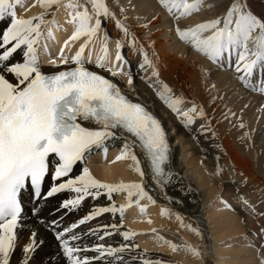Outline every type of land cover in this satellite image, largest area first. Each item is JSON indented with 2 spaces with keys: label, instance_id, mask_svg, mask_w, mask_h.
<instances>
[{
  "label": "snow or ice",
  "instance_id": "6c2138e0",
  "mask_svg": "<svg viewBox=\"0 0 264 264\" xmlns=\"http://www.w3.org/2000/svg\"><path fill=\"white\" fill-rule=\"evenodd\" d=\"M157 3L171 18L169 31H174L179 41L203 55L216 69L234 70V78L244 89L264 94V15L254 13L247 0H227L226 3L219 0L217 7L223 9L221 14L188 26L181 23L182 19L212 6H206L204 0H157ZM18 5L25 11L38 6L40 11L34 15H19ZM61 8L66 10L67 23L73 30L64 40L58 58L49 59L48 63L68 65L65 48H71V44L82 37L86 39L71 56L72 66L45 73L40 53L43 48L50 55L48 41L55 39L53 27H60L56 17ZM125 12L126 8L121 6L117 15L107 0H32L27 7L24 0H0V22L4 24L0 28V264H11L18 247L22 260L17 264H33L35 253L43 245L38 232L29 229L28 241L20 244L22 231L28 228L26 221L33 219L54 234L58 256L63 258L64 264H93L107 261L109 257L120 261L119 254L139 247L129 243L114 247L103 241L113 233H119L126 242L137 235L130 229L121 231V226L125 210L131 205L135 204L144 214L149 205L156 203L146 190L147 176L163 192L178 174L170 167V145L161 120L139 102L138 97L136 101L130 99L113 82L112 78L125 76L132 89L133 73L126 67L122 54L125 47L139 56L138 67L143 73L140 79L185 129L211 132L216 136L212 117L203 104L178 93L161 78L159 57L154 51L149 53L154 42L148 41L147 45L142 42L128 25ZM103 22L113 24L117 30L111 60L110 36ZM142 27L147 28V24ZM97 38L102 41V55L97 56L96 67L112 78L86 67L85 49ZM91 60L89 50L87 62ZM202 71L207 74L211 69ZM214 87L211 85L209 89ZM215 99L212 96L210 102ZM221 115L229 122L235 117L231 110ZM236 119L238 127L245 128L240 118ZM199 121L204 122L195 128ZM244 138L251 139L248 131L243 133L241 139ZM117 143L119 153L111 163L130 161L129 168L140 177L139 181L105 182L97 179L88 166L96 153H102L106 159L109 146ZM221 172L218 164L210 175ZM61 193L67 195L55 211L63 210L64 216L78 211L86 198L95 201L104 196L110 203L94 205L87 214L71 223H66L64 216L45 218L42 205ZM120 193H126V201L117 206L113 196ZM25 194L34 201L27 211ZM142 200L148 203L141 204ZM242 201L255 213L254 205L243 197ZM221 203L231 208L226 200ZM104 213L113 216L118 213L119 224L89 227L87 232L74 231ZM161 214L175 215L182 228L201 235L199 228L185 224L179 213L162 208ZM151 231L158 240H164L155 228ZM261 232L264 233V229ZM90 236L99 242L85 243ZM164 242L173 251L183 247L194 257L202 258L200 249L187 241L181 245ZM89 252L95 255H87ZM140 259L142 264H152L143 254ZM260 264H264V257L260 258Z\"/></svg>",
  "mask_w": 264,
  "mask_h": 264
},
{
  "label": "bare ground",
  "instance_id": "6f19581e",
  "mask_svg": "<svg viewBox=\"0 0 264 264\" xmlns=\"http://www.w3.org/2000/svg\"><path fill=\"white\" fill-rule=\"evenodd\" d=\"M109 6L119 15L121 6L126 8L127 23L133 32L137 34L145 45L148 41L154 42V48L149 49L159 57L157 63L161 78L174 88L178 93H183L189 99H195L202 103L206 112L212 117V126L216 132L213 137L211 132H197L185 129L176 119L175 115L156 97L148 85L140 79L143 75L138 67L139 56L127 47L122 50L127 65L133 73L132 89L127 85V78L120 76L112 78L110 74L96 67V58L102 55V41L94 39L84 52L86 67L96 71L106 78H112L123 92L134 101L145 104L161 120L165 128L171 152L172 170L178 174L161 192L150 176L145 178L146 190L153 196L155 204L148 206L146 213L141 214L138 207L133 204L125 210L124 222L121 231L133 230L137 233L130 241H123L119 233H113L105 237L104 243L119 246L121 243L138 245V248L126 250L119 254L122 259L116 261L109 257L107 261H94L93 264H142L141 254L152 261V264H260V258L264 257V94L244 89L234 78V70H218L203 55L192 50L188 45L179 41L174 31H169L172 21L169 15L158 5L157 0H107ZM227 0H225V3ZM25 7L32 0H24ZM205 7L192 17L182 19L184 26L201 22L202 20L215 18L221 14L222 8L217 7L219 0H204ZM251 10L264 15V0H247ZM40 11L39 7H30L27 11L17 6L19 15H34ZM153 16L156 18L153 19ZM139 17V19H138ZM59 28L53 27L55 39L48 41L50 55L41 49L40 59L45 73H53L65 70L72 66L71 56L78 50L79 44L86 37L71 44V48H65L64 53L69 58L68 65H51V58H58L61 43L71 35L72 25L67 23L66 10L61 8L56 17ZM147 24V28L142 25ZM106 25L105 30L110 36L109 49L110 60L114 59V42L117 30L113 24ZM3 22L0 28H3ZM91 50L92 60L87 62ZM203 69H211L205 73ZM215 85L209 89V86ZM215 96V101L211 97ZM231 110L235 117L231 122L222 118V113ZM240 118L245 128L238 127ZM219 121V122H217ZM199 121L195 128L199 127ZM245 131L249 132L251 139H241ZM120 144L109 146L107 158L102 153L94 154L89 162L93 174L97 179L109 183L120 181H139L140 177L129 168L130 161H116ZM220 165V175H210L217 165ZM144 165H142L143 167ZM147 171V169L145 168ZM48 183V182H47ZM47 187V185H46ZM61 193L48 199L43 215L47 219L64 216V211L57 213L60 202L66 196ZM242 197L247 199L250 205L255 206V213L245 205ZM170 198V199H169ZM113 199L117 206L126 201V193L114 194ZM221 200H226L231 208L225 207ZM25 210L32 207L34 201H30L25 194ZM110 202L101 196L93 201L90 198L82 203L78 211H73L64 216L66 223L77 220L87 214L94 205H108ZM142 200L141 204H147ZM162 208H168L173 213H179L185 224L198 227L201 233L197 236L187 228H182L175 215L161 214ZM51 213L52 215H49ZM148 220L152 223L149 224ZM119 214L104 213L99 217L80 225L74 231H88V228H97L101 225L119 224ZM28 228L22 231L20 244L23 245L29 239V229L38 232V239L43 240V245L37 250L33 258V264H64L63 258L58 256V242L54 234L37 220L26 221ZM155 228L164 240L157 239ZM172 241L181 245L184 241L197 246L202 258L194 257L183 247L173 251L168 243ZM99 242L96 237L90 236L85 243ZM146 250V252H145ZM87 255H95L89 252ZM135 257V259H134ZM22 260L21 249L18 247L12 257L11 264H17Z\"/></svg>",
  "mask_w": 264,
  "mask_h": 264
}]
</instances>
